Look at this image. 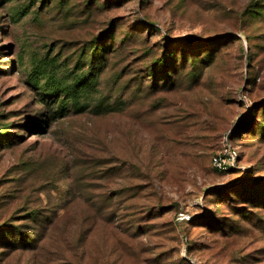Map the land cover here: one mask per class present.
<instances>
[{
  "label": "rangeland",
  "instance_id": "1",
  "mask_svg": "<svg viewBox=\"0 0 264 264\" xmlns=\"http://www.w3.org/2000/svg\"><path fill=\"white\" fill-rule=\"evenodd\" d=\"M0 264H264V0H0Z\"/></svg>",
  "mask_w": 264,
  "mask_h": 264
},
{
  "label": "built area",
  "instance_id": "2",
  "mask_svg": "<svg viewBox=\"0 0 264 264\" xmlns=\"http://www.w3.org/2000/svg\"><path fill=\"white\" fill-rule=\"evenodd\" d=\"M236 150L229 145L228 139H223L222 149L211 158V166L218 173H227L237 168Z\"/></svg>",
  "mask_w": 264,
  "mask_h": 264
},
{
  "label": "trees",
  "instance_id": "3",
  "mask_svg": "<svg viewBox=\"0 0 264 264\" xmlns=\"http://www.w3.org/2000/svg\"><path fill=\"white\" fill-rule=\"evenodd\" d=\"M98 57H100V56H98ZM167 57H168V56H167ZM153 64H154V67H157V66H159V65H164V62H163L162 57H160V58H158V59H154V60H153ZM165 67H166V66H165ZM242 124L244 125L245 122H243ZM235 131H236V130H235ZM233 135H234V133H233ZM228 140H229V142H231V141H232V136L228 137ZM7 141H8V140H7ZM232 147H233L235 150H237L235 146H232ZM236 153H237V151H236ZM227 173H228V172H227ZM222 174H226V173H222ZM241 183H242V182H241ZM238 185H240V183H239ZM238 185H236V186H238ZM27 217H28L29 219H33V217H36V219L39 220V219H41L43 216H42L39 212L34 211V212L28 214ZM37 224H38V226H39V225H44V227H47V226H48V223H46V222H40V223L37 222ZM42 231H43V229L41 230V232H42ZM18 233H19V232H18ZM2 239H3V236H2ZM25 240H26V237L22 236V237H21V242H22V244H25Z\"/></svg>",
  "mask_w": 264,
  "mask_h": 264
}]
</instances>
